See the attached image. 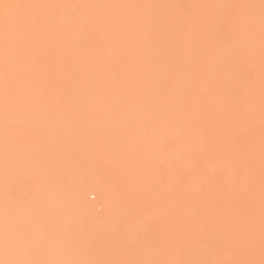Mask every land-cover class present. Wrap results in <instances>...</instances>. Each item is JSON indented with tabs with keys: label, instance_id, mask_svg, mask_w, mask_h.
<instances>
[{
	"label": "bare ground",
	"instance_id": "obj_1",
	"mask_svg": "<svg viewBox=\"0 0 264 264\" xmlns=\"http://www.w3.org/2000/svg\"><path fill=\"white\" fill-rule=\"evenodd\" d=\"M11 1L12 4H19L22 5V7L19 8L12 7L10 9V22H6L5 24L2 22V25L4 24L3 25L4 27L2 25L0 26V28L1 27L3 28V29L1 28L2 30H0V98H2L1 96L3 94H7V93L27 95L35 92H41L43 94L44 92H53V91L56 92L64 91L70 93L71 92L72 93L73 92H79V93L105 92L106 93V92L121 91L125 93L140 92L147 94L151 92H160V93L164 92L165 95L171 93L173 99H171L170 101L171 103H173L172 101H174V108H173L174 110L172 109L174 112L172 114L174 116H172L173 120L172 122H170L171 123L170 128L169 125L166 126L167 128L165 127V129H168L169 135L168 133L165 132L166 130L164 131L161 128L162 126L160 127V123L162 122V119L161 122L158 121L159 128H161L160 131L162 132V133L160 132L162 134L160 136L162 141H163L162 136L164 137V141L161 142L162 146H164V144H166L167 142L169 144V141L172 144L171 147H168L170 149L172 148L170 161L167 162L165 160L168 164L170 162L171 163L168 165L169 166L168 168V166L165 165L166 164L165 161L163 160L164 165L168 169V172L165 173V176L162 173L163 177L159 184L160 186L159 188H161V190L159 188L158 189L160 190V192L161 191L163 192L161 193L164 194V196L167 195V200L166 199L164 200H166L169 204L174 202L177 206L175 205L176 209H172V207H170L171 208L170 210L169 204L166 202L165 204L167 206L164 205L162 209L167 207L169 210L165 208L168 211L165 210L164 211L165 214L160 213V216L162 214L161 218L166 219V216L167 217L170 216V218L165 220V222L171 220V222L170 221L169 222L172 224L173 228L171 227V225L169 226V222L166 223V225H168L170 230L173 229L174 232L172 233H174L175 236L180 237L178 240L179 242L181 240L182 235L183 236L190 234L207 235L208 232H210L208 234L209 236L208 235L206 237L202 236L203 237V238L201 237L202 240H207L206 238L208 237V240L211 239L215 243L216 242L224 243L225 245L223 244L224 246L222 247V249L225 248L224 251L228 249L227 250L228 252L229 250H231L230 254H233L231 255L232 257L231 258L229 253L225 251V253L228 254V255L226 254V256L227 257L229 256L228 258L230 260L231 259L234 260L235 258L233 259V257L237 258V256H240V253L243 255L244 252L243 250H241V248L242 246H245V244L241 245L233 242L234 241L233 236H235L234 234H236L237 232L235 231L236 229L233 228L232 226L239 228L242 226L245 228V229L243 228L244 230H246V228L247 230L249 229L250 233L252 234L255 232L253 235L255 237L254 240L256 241H258L261 238L260 237L261 232H259L260 236L258 233V231L261 230V221L259 222L260 224L258 226L257 224L258 220L256 219L257 217L261 219V216L257 215L259 214V212H261V207H259L258 209L257 204H256L257 207L256 208L254 205H252L253 203L252 204L250 202L247 203L248 200H246L245 205H241L242 207H240L241 210L245 211V208L249 209L248 206H252L250 207L251 212L245 211L249 213V215H251L247 217L246 216L247 213H245V216L247 217L246 218V217H242L244 216L243 214L244 212H242V215H240L241 213H238L239 211L237 212V208L238 210L240 209L239 207H237L235 203L227 204L226 201L224 202L223 200H219V204L221 203V205L222 204L225 205L224 208H219L218 205L216 206V203L213 199V198L223 199L227 195H232L231 199L233 197L235 199V196H237L239 193L242 194L240 196H244L247 190L251 189L248 192L250 191L252 192L253 188H255V190L258 189L256 187L257 184L261 185L260 184L261 182L259 183L260 177L259 175H256L259 172L258 171L259 169L261 171V166H258L260 167L259 169L258 167L256 168L257 163L258 165H261V163L258 162L259 160H261V158L260 159L258 158L259 156H261V150L259 151V156L256 157L257 156L256 153H258V149L261 148L260 147L261 145L257 146L259 145L256 144L258 143V141L256 142L255 139L252 138L255 141L256 146L255 145L251 146V144L254 142L251 139L247 138L248 140L251 141L247 140L246 143L251 142V144H247L246 148H244L246 145L242 146L243 151L242 153H240L241 154L240 156L238 155L239 157L241 156L244 157L238 158L237 156L238 159L237 158L235 159L233 157L235 156L237 151L236 146L238 145L237 146L238 149H240L241 147L239 145L240 144L239 141L238 143H236L237 144L236 146L235 144H233L235 142L231 141V139H236L239 136L238 134H236L237 132H239V134L241 133L240 134L241 140L239 139V137L236 140H240L242 142V140L245 139L242 136L245 135L246 132L243 133V131L241 132L240 130L251 126L250 123H256V126L259 125V127L261 128V125L258 124L259 122H261V103H260L261 98L259 97L261 96L260 0H243L239 3V7L238 5L235 4L236 8L238 7V10L235 11L237 13L235 20L231 18L232 12L229 14L230 16L228 15V13L224 12L225 15L227 14L228 18L226 17L227 21L225 22V24L223 26L219 25V27L220 28L222 27V29L226 30L227 32L226 37L229 36V40L227 38L225 40L228 41L227 43L225 42V45H222L223 42L222 44H220L221 42H219L217 36L218 23L220 22L219 17L221 16V15L219 16L220 11L218 10L220 9L219 7L222 5L227 6L225 4L226 3L225 0H189L188 2H186L187 0H185L187 4H183L185 3L183 0H181L182 2H178L177 0H136V1L135 0H11ZM226 1L228 2V0ZM232 16L234 17V15ZM4 18H6V16ZM17 18H19L20 21L19 23H17ZM226 18L223 19L225 20ZM232 21H235V23H233ZM8 26L9 27L11 26L10 34H8L9 32L8 29L4 30V28H7ZM166 29H168V31ZM219 36H223V35H219ZM228 57L237 58L239 60L240 67L242 68V65L244 66L242 69H246L245 66H247V69L250 66L252 67L257 66L258 68L257 67L256 68L258 70L255 67L253 68L255 71L260 72V74L258 72L259 78L257 79V73L255 72L256 77L254 78L256 79V81L253 84H251V82L249 83L246 79L247 77L249 78V75H247V77L244 78L245 76L244 74H246L245 70H243L244 74L242 73L240 75L239 71L235 70L233 65L228 63L227 60ZM34 58L38 60V63H34ZM50 67L54 69V71H50ZM252 67L250 68L252 69ZM247 69L246 72L251 71V70L247 71ZM251 73L252 72H250V76ZM252 76H254V74H252ZM254 78L252 77L253 81L255 80ZM53 79L55 80L54 87L52 86ZM232 80H234L233 81L234 83L236 82L235 86H233L234 83L232 84ZM235 92H238V95L239 93L242 95L239 96L240 102L237 101L239 97H237V100L235 99L236 97L235 95L237 94V93L235 94ZM15 98L6 99L4 101L6 107L5 112L6 111L9 112V109L10 110L13 109V107L10 108L11 104L25 105L31 99L30 98L29 100H27L22 98L21 99L20 98L15 99ZM258 98H260V100ZM30 101L32 102L33 100ZM239 112L243 115L242 118H239V120L236 118L237 121H235V123L234 120L233 122H231L233 124H230L231 120L229 121V124L226 123V120H224L225 117H231V116L234 117ZM241 114L237 116H241ZM9 115L10 114L6 113V121H5L6 126L3 131L4 148H5L4 150L6 155V160L4 164L5 165V170H4L5 195L3 199L4 200L3 215H4L5 227H4L3 235L2 234H1L2 236L0 235V261L2 260L74 261L72 260V258H68L64 255L68 253L67 251L69 249L70 251L73 250L72 251L73 253L75 252L77 253L78 249H76L75 251V248L71 249V247H68L67 250V248L63 247L66 245V243L69 244L68 242H66V240L64 244L61 243V241H64L63 237L61 238V236L64 235H59L60 230H57L58 231L57 232L54 231L55 228L52 229L51 227H49L52 223H57V222L64 223V225H66L65 222H68L69 218L71 219L72 217L73 219L71 220V223L75 225L76 228L79 226L76 225L75 223H80L79 222L81 221L80 218L82 219L83 223L81 222V225L84 228H82L81 226L79 229L82 231H78V233L79 232L82 233L84 231L83 229H85V225L87 224V222L88 223L90 222L89 224H87V228L88 226L90 227V224L93 226L90 227V232H88L89 230L85 229L86 232L84 233L86 234L82 233V235L84 234L83 237H85L86 235L89 237L91 236L90 238L95 237L94 238L95 240L98 239V235L100 232L101 233H103V231L104 233L108 232L107 230L105 231V229L111 228L109 229V231H111L113 229L112 227H114V224L123 223L122 225L125 226L126 224L127 226L129 224L127 222L129 221L131 222L132 225L134 222H136L135 219H137V217L136 214L134 217V212L136 213L138 212V210L132 212V209L134 208V205L132 204L133 201L131 202L126 201L127 198L130 197L131 199L133 198L131 196L132 190L126 192L122 191L125 194L122 197L126 196V200L124 198L126 202L124 201V203L118 204L117 201L116 202L114 201L113 204H110V205H114L115 203L114 208H111L106 203L107 206L106 205L104 206L105 209L104 214H102V216L99 214L100 216L97 217V213L96 214L93 213V211L95 210L94 209L92 210L93 207L91 208L92 204L91 205L90 203L82 204L76 197L74 196L70 197L67 194L65 190V185L67 184L68 181H66L65 178H61V179H65L66 182L63 181L65 184L61 182L62 180L59 181L61 185H64L63 187L60 186V184H58L59 186L57 185V187H62L63 189L59 190L60 188L58 189L55 186V184H53L55 182L53 181L55 180L54 172H56V175L58 173V177L62 176V172L64 171L68 173L67 171L69 169L68 164L69 162L72 163L71 161L72 158L74 157L73 153L78 152V150L76 149L77 151L72 152L73 157L71 156L70 146L72 144L71 142L72 140L70 141L71 143L69 146L68 144L69 140L67 139L68 140L67 146H69V152H70L68 154L67 146H66L67 148L66 150V148H64L65 146L63 145L66 142L65 137H64L65 142L61 140L56 143L55 139L57 140L59 139L55 138L56 134L55 135L53 134L55 132L50 130L52 129V126L55 124V120L47 121L48 119L47 118L45 120L46 122L42 123L45 126L49 125L51 128L48 129L53 133L44 132L45 128L43 125H41L42 130L44 128V130L41 132L43 136L39 131L38 132L40 134L36 133L38 134V136H42L43 138H46V140L42 139L40 140L41 142L38 141L40 143L37 142V144L34 145L31 144L29 145L28 143L29 141H28L27 142L28 145H27V143H24L23 140L20 139V138L27 139L28 138L27 134L26 136L22 135V133H20L21 130L19 129V127L23 128V126H29L30 124H34V126L35 125L38 126L39 122L32 123L33 120L26 121V120L18 119V115L17 118L15 117L16 115L13 116L12 115L9 116ZM52 118L54 119V117ZM60 120L61 119L57 120L56 122ZM12 123L17 124V126L15 125L16 127H13ZM164 124L165 121L164 123L162 122L161 124L163 125V128H164ZM68 126L70 128L71 124L69 125L68 123ZM72 126L75 127L74 125ZM117 127L119 129V126ZM250 128L253 130L251 126L247 128L248 131ZM56 129H57L56 133L59 130V134H58L59 137L60 130L62 131L63 129H61L60 127L59 129L56 127ZM251 129L250 132H252ZM77 131L78 130H76V132ZM253 131L254 132L252 133L248 132V134H251L252 137L255 134L254 137H257L256 136L257 130L255 129ZM259 131H261V129ZM68 132L67 133L65 132L63 134H65L66 136ZM73 133L74 132H71V134L69 133V136L66 137L68 138L71 137ZM79 133L81 136L86 134V132H84V134L82 135L83 131L82 133L81 131ZM233 133L235 138L234 137L232 138L231 136ZM63 134L61 133V136H64ZM165 134L168 136L166 137ZM21 135L22 137H20ZM258 135L261 136L260 134ZM77 136L78 133H76L75 136L76 139L79 137ZM35 139L37 138H34V140ZM76 139L74 140L75 142H77L78 140L77 142L78 144L81 142L85 143L84 139H88V138L82 139L84 141H79L80 139L77 140ZM60 142L61 143L64 142L62 144L63 148L61 147V149L58 148L57 145ZM61 143L59 146H61ZM118 145H120V143H118ZM216 145H217V149H216ZM55 146L57 147L56 149ZM75 146L76 144L75 145L72 144V147ZM248 146L250 151H247ZM219 147L221 148L218 149ZM251 148L253 154L256 156L250 153ZM58 149L59 151H62L61 152L62 154H60L59 151H57ZM78 149H81L80 146L78 147ZM127 149L129 150V148ZM28 151H32V152L34 151L35 156L30 157L28 155L29 158L26 156L28 158L26 159L24 156L27 154L26 152ZM84 151H86L85 147H84ZM65 152H67V156H65L66 154ZM237 152L239 153V151ZM248 152L253 156V158L250 157L251 155ZM57 153L60 154L61 158L66 157L64 161L68 159L69 162L66 160L68 163L65 164L63 163L64 161L62 162L59 161L63 159H61L59 154ZM132 153L134 155L133 150ZM50 154L51 155L53 154L52 155L53 159L55 158L56 162H54L53 160H49L51 158ZM56 155L58 156L59 159L57 158ZM68 156H70L71 158ZM231 157L233 162L232 161L226 162L228 159L231 160L230 159ZM248 157L250 160L252 159L254 161L257 158V160L254 162L255 166L253 165L252 163L253 161L251 160L252 163L251 171H249V173L252 174L254 173L252 169V165L253 168L257 170V173L255 172L253 174L254 176H256L255 178H257L258 176V180L256 181L257 184L255 187L253 186V184H255V182L253 183L255 178L253 177L252 174L249 175L247 173L248 168H246V162L249 160ZM76 158H73L74 159L73 162H77ZM246 159L248 160L245 161ZM52 161L54 163H57L58 161L59 163H57V166L58 164L63 163L60 164V166L62 165L64 171L59 172V170L62 169L60 167H57L58 171H55L56 164L54 165ZM161 163L163 162L161 161ZM52 164L54 165L53 169L55 168L54 172L52 171L51 168L53 166ZM160 164L159 166H161ZM72 165L69 164L71 168ZM146 165L148 166L149 163H146ZM47 166H50L49 168L51 169L53 174L52 172L49 173ZM65 167H67L66 170ZM118 168L115 169L117 171L115 172L114 170V172L115 173L118 172V176L117 175L116 176L120 177L123 173H120L119 172L120 170ZM9 169H11V172H9ZM30 170H36L38 172L39 180L36 182V185L37 184L38 185L33 187L36 188V190L32 188L34 192L30 191L31 194L28 196H21L20 193L19 196L18 193L17 195L12 193L14 191L13 190L14 187H19L17 186V184L21 186V184L18 183L19 180L20 181L22 180L20 179V177L22 178L26 174L30 175L29 173ZM168 175H170L169 180H167ZM218 175L220 177H223V179H225L224 181L226 182V184L223 185L222 182L221 184L218 183L217 180L215 181V179L218 180L221 179V178L219 179ZM248 177L250 178L249 180ZM121 178L119 179L122 181ZM127 178L128 177H126V179ZM69 179H70V174H69ZM33 180L36 181V179L34 178ZM22 181L21 183H23ZM121 181L120 183L123 182ZM168 181H170V183ZM214 181L216 184H220L224 186V188L218 187L219 189H216L215 187H213ZM156 183L158 182L156 181L155 185ZM118 184L117 186L119 187ZM124 184L122 183L123 187ZM127 184L125 187H127ZM249 184L253 188L248 186ZM13 185L16 186L13 187ZM32 185H34V183ZM152 185L154 184L152 183ZM149 186L150 185L147 184V187ZM204 186L208 187L207 188L208 191L204 192L201 189V187ZM115 187L116 186H114V188ZM118 187L114 189L115 190L114 192L118 193L116 194V197L120 198L119 196L121 190L119 193L118 190L120 188ZM29 188H31V186H29ZM128 188H124V189L122 188V189L128 190ZM137 188H135V190ZM199 188L203 191V194L198 192L200 191ZM259 188L260 189H258L259 190L258 194L256 195L253 194V197L254 196L259 197V194L261 195L260 192L261 186H259ZM28 190L29 189H27V191ZM241 190L244 191V194L242 193ZM20 191L22 192L21 189ZM167 192L170 193L169 196ZM133 194L135 195V193ZM155 194L159 195L157 191ZM139 196L137 197V200L138 198L140 199ZM256 197L254 198L256 199ZM101 198L103 200L105 199L103 196H100V200ZM110 198L112 197H109V199ZM118 198L114 197L113 199L115 200ZM113 199H111V201ZM217 199L215 200L217 201ZM234 199L232 200L234 201ZM137 200H135L134 202L138 203ZM159 201H161L160 198ZM241 201L244 202V200L242 199ZM241 201L240 203H242ZM103 203H105V201H103ZM224 203H226L229 206H226V204ZM138 204L139 207L138 206L137 207L140 208L141 207L140 202ZM221 205L219 206L222 207L223 205L222 206ZM246 205L248 206L246 207ZM258 206H261V204ZM252 208L256 210V211L254 210L256 213L255 217L254 216L252 217L254 212ZM162 209L160 207L159 211L160 210L162 211ZM230 210L231 211L233 210V212H230ZM170 211H172V214ZM223 211H227V214L230 213L231 216L227 215L225 212L224 215ZM0 212H1V208H0ZM220 213L223 214L224 216L223 217L222 215L220 216ZM218 214H219L218 216L219 218L216 219L217 218L216 215ZM66 215L68 217L67 221H66L67 219ZM93 215L96 217H94ZM74 216H76L77 220L79 221H75L76 218H74ZM78 216L81 217L78 219ZM85 216L88 217L85 218ZM214 216L216 218H214ZM225 216H229V217H225ZM82 217H84L85 220L88 219L89 220L86 221L85 223V221L83 220L84 218ZM133 217L135 219H132ZM212 217L215 220L211 219ZM230 217L231 220L229 222L228 220ZM240 217L244 219L246 218L245 221L244 219H242L244 221L242 222V224L240 223L242 221V220L240 221L241 219ZM222 218L223 219L227 218L225 219L226 223L224 225L221 224L223 223L222 221H224L222 220ZM131 219L134 221H131ZM139 219L142 220V218L140 217ZM209 219L211 220V222L209 223L210 225L212 221H213L212 225L215 222L217 223V224L215 223V225H217L216 227L215 225L213 226L211 225L212 228L214 229L216 228L214 232L213 229L210 228L212 230V233L209 228L205 230L206 227L205 225L209 222L208 221ZM73 220L75 221V223H73ZM235 222H237L236 225L235 224L231 225L232 223ZM68 225L70 224L68 223ZM94 225L97 227V230L101 229L99 230V233H97L98 234L97 237L94 233H91L93 229L94 231L96 229ZM219 225L221 226L218 227ZM23 228L25 229L24 231ZM133 228L135 229L137 227L135 226ZM71 230L72 229L70 228L69 230L70 234H71ZM64 231L66 232L67 229L65 230L64 228ZM64 231L62 230L61 232ZM237 231L240 233L242 232L240 230ZM113 232L116 231L113 229L112 233ZM244 232L246 233L247 231ZM87 233L89 234L91 233V234L88 235ZM105 235L107 237L109 236L106 233ZM245 235H249V233ZM68 236L70 239V235ZM71 236L73 240L76 242L77 241L75 240L76 237L74 238L73 235ZM75 236H77V234ZM237 236L239 237V235ZM237 236H235L236 240H237ZM257 236H259V238ZM19 237L21 240L19 239ZM77 237H78L77 239H79V236ZM197 237L196 239H198ZM243 238H245L244 235ZM243 238H241V240ZM87 239L89 240V238L86 237V240L84 241L82 240L83 242H81V240L79 239L80 241L78 240L79 242H77L78 245L80 246L81 243L83 245L85 241H87L85 243L87 246H88L87 243H90L91 245L96 242L95 241L94 243H91ZM174 239H176V237ZM250 239L252 240L253 238ZM100 240L101 241L99 242L102 244L103 239ZM238 240H240V238H238ZM241 240L239 241V243H241ZM254 240H252L253 244H254ZM174 242L175 244L177 243L176 241ZM226 242L229 243V245ZM18 243L23 246L21 252L17 247ZM187 243L188 244L185 243L186 245L182 243V245L184 244L185 246H187V247L185 246L182 247L185 248L182 249L184 253H188V254L198 253L195 252V248H196V245L194 244L195 242L190 243L188 239ZM231 243L232 245H230ZM177 244L175 246V252L179 253ZM236 244L237 246L240 245V247L238 248L239 250H237L239 255L237 253L236 254L234 253L237 252L236 250H234L235 248L237 249ZM255 244L256 246L260 245L259 242H256ZM255 244L254 246H252V244L250 245V247L251 248L253 247V249L255 247L254 250L258 248V246L257 247L255 246ZM86 245H84V247H86ZM205 245L206 244L203 245L205 252L207 250L209 251L208 252L209 254L210 252H213L212 250L214 249L211 248L205 249ZM226 245L228 246V248ZM233 245L235 246L232 249ZM208 246L209 245H207L206 247ZM229 246L232 247L229 249ZM101 247H103L102 248L104 250L103 252H106L105 250L108 249V248L105 249L103 245ZM203 247L201 248L202 251H203ZM245 247H247L245 251L249 250V247L247 245ZM81 248L83 249V247ZM91 248L90 246L87 247V249H89L88 250L89 252H91L92 250ZM97 248L101 250L100 247ZM217 249L219 248H216V250ZM93 250L95 251L96 256L92 253ZM93 250L90 253V255L93 254L94 257H97V251L95 249ZM182 250L180 251L182 252ZM252 250L250 249L249 251ZM261 252H259V256L262 255ZM215 253L216 252H214V254ZM223 254L224 253H221V255L218 254V256L220 255L223 258L222 256ZM77 255H79L81 258H86L84 256L82 257L80 254H75L76 256L75 259L78 258ZM93 255H91L90 258ZM102 255H104V253Z\"/></svg>",
	"mask_w": 264,
	"mask_h": 264
},
{
	"label": "rangeland",
	"instance_id": "obj_2",
	"mask_svg": "<svg viewBox=\"0 0 264 264\" xmlns=\"http://www.w3.org/2000/svg\"><path fill=\"white\" fill-rule=\"evenodd\" d=\"M136 1V0H135ZM178 2H182L181 0L179 1V0H177ZM184 2H185V0H183ZM189 0H187L186 2H188ZM231 1V2H230ZM228 0V2L225 0V4L227 5V6H220L219 8V10L218 11H220L221 12V14H220V12H219V23H218V28H217V36H218V40H219V42H221L220 44H222V42H223V44L222 45H225V40H226V38L229 40V36L228 37H226L227 35V32H226V30H224V29H222V27L220 28L219 27V25L221 26H223L224 24H225V22L227 21V18H228V16H227V14L225 15V13H228V15L231 13V18L233 19V20H235L236 19V15H237V13L235 12V11H237L238 10V7H239V3L241 2V1H243V0ZM233 1H234V3H233ZM239 1V2H238ZM5 2H6V4H12V1L11 0H0V4H5ZM183 3V4H187V3ZM238 2V3H237ZM227 3H229V4H227ZM234 4V5H233ZM235 4L236 5H238V7L236 8V6H235ZM231 6V7H230ZM227 7V8H226ZM10 9L11 8H7V9H5V8H3V7H0V26L2 25V22L5 24L6 22H10ZM229 11V12H228ZM222 12H223V14H222ZM225 12V13H224ZM232 15H234V17L232 16ZM6 16V18H4ZM8 16H9V18H8ZM230 16V15H229ZM227 17V18H226ZM223 18H226L225 20L223 19ZM7 19H8V21H7ZM233 23H235V21H232ZM3 24V25H4ZM2 25V26H3ZM4 27V26H3ZM9 27V26H8ZM4 28V30H9V32H8V34H10V27L9 28ZM2 28V27H1ZM0 28V30H2ZM167 31H168V29H166ZM220 31V32H219ZM165 32V31H164ZM222 32V33H221ZM223 32H224V34H223ZM219 33V34H218ZM221 33V34H220ZM219 35H223V36H219ZM223 37H224V39H223ZM222 39V40H221ZM228 42V41H227ZM226 42V43H227ZM239 66H240V64H239ZM244 66L242 65V68H243ZM250 67H252V66H250ZM250 67H248V69H247V66H245V68L247 69V71L248 70H251L250 72H252L251 73V76H250V72L248 71V72H246V69H242L241 67H240V69H242V71L240 72L239 71V74L241 75L244 71L243 70H245V73L246 74H244L245 76H244V78H246L247 77V75H249V78L247 77L246 79H247V81L250 83L251 82V84H253L255 81H256V79L254 78V77H256V73H257V79L259 78L258 76H259V74H260V72L259 71H255L254 70V68L253 67H255V66H253L252 67V69L250 68ZM257 67V66H256ZM255 67V68H256ZM258 68V67H257ZM256 68V69H257ZM254 72H253V71ZM258 70V69H257ZM256 72V73H255ZM258 72H259V74H258ZM249 73V74H248ZM252 74H254V76H252ZM243 77V76H242ZM252 77L255 79L254 81L252 80ZM248 79H251V80H248ZM234 80H232V84L234 83L233 82ZM236 83V82H235ZM235 83H234V85L233 86H235ZM238 83V82H237ZM231 84V85H232ZM230 85V86H231ZM237 86V85H236ZM231 88V87H230ZM232 88H234V87H232ZM236 88V87H235ZM37 93H39V94H37ZM46 93V94H45ZM166 93V92H165ZM237 93V94H236ZM235 99L237 100V97H239V96H242L240 93H239V95H238V92H235ZM4 95V96H3ZM1 97L2 98H0V136H1V138H0V208H1V212H0V235L2 234L3 235V231H4V211H3V205H4V193H5V184H4V174H5V172H4V170H5V160H6V155H5V148H4V128H5V126H6V113L7 114H10V115H16L15 117L17 118V115H18V119H22V120H26V121H32V123H38L39 122V124H38V126L37 125H35L34 126V124H30L29 126H31V127H29V126H23V128H20L19 127V129L21 130L20 131V133H22V135H24V136H26V134H27V139L25 138V139H22V138H20L21 140H23V142L24 143H27L28 141V143H29V145L31 144V145H34V144H37V142L38 141H40V140H42V139H45L46 140V138H43L42 136V131L44 130V128H45V131L44 132H46V133H49V132H55V133H53L54 135L56 134V136H55V138H58L59 140H57V139H55V141H56V143L57 142H59V141H61V140H63L64 142H65V140H66V142L63 144V143H61V146H59L60 145V143H58L57 145H58V148H60L61 149V147H62V144L65 146L64 148H66V146H67V142H68V140H69V142H68V144H69V146H70V143L72 142V144L73 145H75L76 144V148L75 147H72V144H71V146H70V152H71V156L73 157V155H74V157L73 158H76L77 160L79 159V160H83L85 157H87V158H89V159H95V158H97V157H103V158H105L113 167H115V168H113V170H115V169H117L118 167V169L120 170L119 172L120 173H123L121 176H122V178H121V176L120 177H117V183H115V185L114 186H116V187H118L117 186V184L118 183H120V179L119 178H121L122 179V183L124 184V182H125V184H124V187H123V185H122V183H120V184H118L119 185V187L118 188H120L119 190H118V192L120 193V190H121V193H120V198H118V197H116V194H118V193H116V192H114L115 194H114V196L112 197V198H108V199H102L101 198V200H100V197H98L94 202H93V200H92V198H93V196H96L97 195V193H95V192H91V191H89L88 193H87V196H86V200L87 201H89V202H91L90 203V205H91V208H92V210L94 209L95 211H93V213H97V217H99L100 215L102 216V214H104V211H105V209H104V206L106 205V203H107V205L108 206H110L111 208H114L115 206V203H114V205H110V204H113V202L115 201H117V203L118 204H121V196H124L125 194L123 193V192H126V191H129V190H132L131 191V196L133 197L132 199H134V200H132L131 199V197L130 198H127V200H126V196L125 197H122L123 198V203H124V201L126 200V201H129V202H131V201H133L132 202V204L134 205V208L132 209V212L133 211H137L138 210V212H134V217H135V214H136V217H137V219H135L134 217L132 218V219H135L136 220V222H132L133 223V225L131 224V222L129 221V222H127V223H129L127 226H126V224H125V226L124 225H122L123 223H121V224H114V227H112L116 232H113L112 233V230L111 231H109V229H111V228H108V229H105V231L107 230L108 232H105L106 234H108L109 236L107 237L106 235H105V233H104V231H103V229H102V231H103V233H99V230H101V229H99V230H97V227L95 226V231H94V229L91 231V233H94L95 235H96V237H97V233H99V235H98V239L97 240H95L93 237L92 238H90L89 236H85V237H83V235L84 234H86V233H84V232H86L85 231V229H87V230H89L88 232H90V227L92 226L91 224H90V227L88 226V228H87V224H89L88 222H87V224L85 225V229H83L84 231L82 232V233H84L83 235H82V233L81 232H79L78 233V231H82V230H80L79 228L82 226L81 225V222H82V219L78 216V219L80 218V220L81 221H79V220H77V218H76V216H74V218H76L75 219V221H79L80 223H75V221L73 220V223H75L76 225H78L79 227H75V225H73L72 223H71V220L73 219V217L70 219L69 218V220H68V217H67V215H66V217H67V219H66V217H65V219H66V221L68 220V222H65V224L66 225H64V223H52L49 227H51L52 229L53 228H55L54 229V231H57V230H60V232H59V235H64V236H61V238L63 237V239H64V241H61V243H63L64 244V242H65V240H66V242H68L69 244H67L66 243V245L65 246H63V244H62V246L63 247H65V248H67V250H68V247H71V249H74L75 248V251H76V249H78V251H77V253L75 252V253H73L72 251L73 250H71L70 251V249L67 251L68 253L66 254V255H64V256H66V257H68V258H72V260H83V261H92V262H94V260H95V262L96 261H100V260H102V261H134V262H143V261H191V260H221V253H224L222 256H223V258H222V260H230L227 256H226V254L227 253H229V255H230V257H231V255H233V254H230V252H231V250H229V252L227 251V250H225V251H227V253H225V251H224V249L225 248H223L222 249V247L225 245L224 243H222V242H213L211 239H209L208 240V237L206 238L207 240H202V238L205 236H207L210 232H208V234L207 235H195V234H190V235H186V236H181V240H180V242L178 241L179 240V236L177 237V236H175V234L174 233H172V232H174L173 231V229L172 230H170V228L168 227V225H166V223H168L169 221L171 222V220H168V222H165V220H167L168 218H170V216H166V219L165 218H161L162 217V214L164 213V211L166 210V209H168L167 207H165L164 209H162L163 208V206L164 205H166L165 203L167 202L166 200H167V195L166 196H164V194H162L161 192H160V190H161V188H159L160 186H159V184H160V182H161V180H162V177H163V175H162V173L164 174V176H165V173L166 172H168V169H167V167L165 166V165H169L167 162H169L170 161V155H171V152H172V148L170 149V148H168V147H171L172 146V144H171V142L169 141V144H168V142L166 143V144H164V146H162V144H161V142H163L164 141V137L162 136V139H163V141L161 140V131H160V129L162 128L166 133H168V135H169V132H168V129H165V127L166 126H168L169 125V128H170V126H171V123L170 122H172V120H173V118H172V116H174L172 113H174L173 112V108H174V101H172L173 103H171V99H173V96H171L172 94L171 93H169L168 95L166 94H164V92H151V93H149V94H147V93H133V92H131V93H129V92H127V93H125V92H121V91H115V92H100V93H79V92H64V91H53V92H44L43 94L41 93V92H35V93H30V94H12V93H7V94H3ZM11 96V97H10ZM168 96V97H167ZM8 97V98H7ZM17 98V99H27V100H29L30 98V100H33L32 102L29 100L28 101V103L27 104H25V105H13V104H11V107L10 108H12L13 107V109H9V112H5V110H6V107H5V100L6 99H12V98ZM260 98H261V96H259ZM15 98V99H16ZM150 98V99H149ZM260 98H258L259 100H260ZM166 99V100H165ZM35 100V101H34ZM149 100V101H148ZM241 100H242V98H241ZM168 101V102H167ZM238 102H240V97H239V99L237 100ZM29 102H31V103H29ZM159 102V103H158ZM260 102V101H259ZM156 103V104H155ZM158 103V104H157ZM161 103V104H160ZM261 103V102H260ZM159 105V106H158ZM166 107H165V106ZM172 105V106H171ZM158 106V107H157ZM163 107V108H162ZM170 107H172V108H170ZM1 108H3V109H1ZM173 109V110H172ZM4 110V111H3ZM161 110V111H160ZM168 110H171V111H168ZM11 111V112H10ZM165 111V112H164ZM164 112V113H163ZM171 112V113H170ZM162 114V115H161ZM241 113L239 112V113H237L234 117L233 116H231V117H225L224 118V120H226V123L227 124H229V121H230V124H233V123H231V122H233V120H234V123H235V121H237V119L239 120V118H242V114H241V116H237V115H240ZM5 115V116H4ZM9 115V116H10ZM161 116V117H160ZM52 117H54V119L52 118ZM164 117H166V118H164ZM5 118V119H4ZM45 118V119H44ZM48 118V119H47ZM57 118V119H56ZM73 118V119H72ZM170 118H172V119H170ZM230 118V119H229ZM237 118V119H236ZM17 119V120H18ZM47 119V121H54L55 120V124L52 126V129H50L51 127L48 125V126H45V125H43L42 123H44V122H46L45 120ZM59 119H61L60 121H58V122H56L57 120H59ZM67 119V120H66ZM75 119V120H74ZM160 119V120H159ZM161 119H162V122L164 123V121H165V124H164V128H163V125H161L162 124V122H161ZM166 120H168V121H166ZM171 120V121H170ZM158 121H160L161 123H160V127L161 128H159V125H158ZM170 123V124H167V123ZM61 123V124H60ZM68 123H69V125L71 124V126H70V128H71V130H70V128H69V126H68ZM49 124V123H48ZM112 124H114L116 127L117 126H119V129H118V127L116 128L114 125H112ZM167 124V125H166ZM251 124V126H252V128H253V130H257L256 132L258 133V134H260L261 135V131H259L261 128L259 127V125H257L256 126V123H250ZM258 124H260L261 125V122H259ZM12 125H13V127H16L17 126V124H13L12 123ZM16 125V126H15ZM41 125H43L44 126V128H43V130H42V128H41ZM51 125V124H50ZM66 125H67V128H69V129H67L66 128ZM72 125H74L75 127H73ZM108 127H107V126ZM112 125V126H111ZM122 125V126H121ZM65 126V127H64ZM251 126H249V127H251ZM255 126V127H254ZM56 127L59 129V127L61 128V129H63L66 133L68 132V130H69V132H68V134H66V136H69V133L71 134V132H74L73 134L76 136V133H78V138L77 139H80L79 141H84L85 140V143L84 142H81V143H78L77 144V142H78V140L76 139V137L72 134L71 135V137H66L65 136V134H63V133H65L63 130L61 131L60 130V138H63V139H60L59 137H58V134H59V130H58V132L56 133ZM109 127H110V129H109ZM112 127V128H111ZM249 127H247V128H249ZM50 130H52V131H50ZM53 128H55V129H53ZM75 128V129H74ZM114 128V129H113ZM167 128V127H166ZM247 128H244V129H242V130H240L241 132L243 131V133L244 132H246L245 133V135H243L242 137H244L245 139H243L242 140V142L240 141L241 139H240V134H239V132H237L236 134H238L239 136V139L240 140H236V139H238V137L236 138V139H231V141L232 142H235V143H233V144H235V146L237 145L236 143H238V141H239V145H240V149H238V145L236 146V150L237 151H239V153L236 151V154H235V156L233 157V158H237V156L239 155H241L240 153H242V149H243V147L242 146H245L244 148H246L247 147V144H251V142L250 143H246L247 142V140L248 139H251L254 143H252L251 144V146H256V144H259V145H257V146H260L261 145V141H259V140H261V136H259L257 133H256V136L259 138H257V137H254V135H253V137L251 136V134H248V132L249 133H252V132H254L251 128V130H252V132H250V129H249V131H248V129ZM258 128H259V130H258ZM116 129H118V130H116ZM247 129V130H246ZM76 130H78L77 132H76ZM111 130V131H110ZM115 130H116V133H115ZM23 131V132H22ZM41 133V135L42 136H38V134H40L39 132ZM71 131V132H70ZM81 131V133H82V131H83V133H82V135L84 134V132H86V134H84L83 136H81L80 135V132ZM160 133H158V132ZM260 132V133H259ZM36 133H38V134H36ZM61 133L64 135V136H61ZM242 133V134H243ZM248 134V135H247ZM22 135L20 136V137H22ZM157 135H158V137H157ZM166 135V134H165ZM168 135H166V137L168 136ZM88 136V137H87ZM232 136V138L234 137V133L231 135ZM29 137H30V140H29ZM66 139H65V138ZM76 139L77 140V142H75V140L73 139ZM81 137V138H80ZM34 138H37V139H39V140H37V139H35L34 140ZM84 138H88V139H84ZM235 138V137H234ZM248 138V139H247ZM252 138H254L255 139V141L257 142L258 141V143H256L255 144V141L252 139ZM65 139V140H64ZM68 139V140H67ZM82 139H84V140H82ZM32 140V141H31ZM34 140V141H33ZM72 140V141H71ZM155 140V141H154ZM251 140H248V141H251ZM71 141V142H70ZM87 141H88V143H87ZM41 142V141H40ZM40 142H38V143H40ZM74 142V143H73ZM117 144H116V143ZM28 143H27V145H28ZM91 143V144H90ZM118 143H120V145H118ZM155 143V144H154ZM159 143V144H158ZM243 145H242V144ZM246 143V144H245ZM79 144H81V145H79ZM86 144V145H85ZM90 144V145H89ZM125 144V145H124ZM56 145V144H55ZM56 145V146H57ZM105 145H107V146H105ZM123 145V146H122ZM127 145V146H126ZM170 145V146H169ZM218 145V144H217ZM217 145H216V149H217ZM55 146V149L57 148ZM69 146H67V148H68V154L70 153L69 152ZM80 146V148L81 149H78V147ZM89 146H90V148H89ZM127 147V148H129V150L127 149V148H125V147ZM219 146V145H218ZM220 146H222V145H220ZM250 146V147H251ZM71 147H72V149H71ZM84 147H85V149H86V151H84ZM109 147V148H108ZM111 147V148H110ZM261 147V146H260ZM63 148V147H62ZM67 148H66V150H67ZM221 147H219L218 149H220ZM78 150V152H76V153H73V155H72V152H75V151H77ZM83 149V150H82ZM169 149V150H168ZM248 150L247 151H250L249 150V146H248V148H247ZM80 150V151H79ZM116 150V151H115ZM132 150H133V152H134V155H136V156H134L133 155V153H132ZM160 150H161V152H160ZM171 150V151H170ZM241 150V151H240ZM261 150V148H259L258 149V153H256V155H254L253 154V152H252V148H251V154L252 155H254V156H256V157H258L259 156V151ZM54 151V150H53ZM57 151H59V149L57 150ZM57 151H55V152H57ZM64 151H65V149H64ZM82 151V152H81ZM84 151V152H83ZM143 151V152H142ZM153 151V152H152ZM245 151V150H244ZM62 151H59V153L60 154H62L61 153ZM119 153V155H118V153ZM158 152V153H157ZM27 153V154H26ZM25 154V158L26 159H28L29 157H28V155L31 157V156H35V153H34V151L32 152V151H28V152H26ZM30 153V154H29ZM54 153V152H53ZM59 153H57V154H59ZM66 153V154H65ZM65 153H63V154H65V156H67V152H65ZM138 153V154H137ZM163 153H165V154H163ZM168 153V154H167ZM249 153V152H248ZM249 153V154H250ZM32 154V155H31ZM34 154V155H33ZM60 154H59V156H60ZM117 154V155H116ZM160 154V155H159ZM247 154V153H246ZM250 154V155H251ZM53 155V154H52ZM51 154H50V156H51V158L49 159V160H53L54 162H56L55 161V158L53 159V156H52ZM243 155H244V153H243ZM248 155V154H247ZM250 156L251 158H253V156ZM28 158H27V157ZM57 156V155H56ZM166 157V159H165V157ZM238 156V158H241V157H244V156H241V157H239ZM68 157H70V156H68ZM114 157V158H113ZM57 158H58V156H57ZM60 158H61V156H60ZM66 158V157H65ZM65 158H61V159H63V160H59V161H64V159ZM71 158V157H70ZM72 158V163L73 164H75L76 162H73V159ZM121 158V159H120ZM162 158V159H161ZM169 158V159H168ZM237 158V159H238ZM259 159L261 158V156H259L258 157ZM59 159V158H58ZM116 159H118V160H116ZM231 160H227L226 162H230V161H232V157L230 158ZM248 159H249V157H248ZM248 159H246L245 161H247ZM258 159V160H259ZM68 162H69V160L68 159H66ZM64 161L63 163H68L67 161ZM71 160V159H70ZM76 160V161H77ZM114 160V161H113ZM165 161V165H164V161ZM234 160V159H233ZM252 160V159H251ZM251 160L249 159L247 162H246V168H248L247 170V173L250 175V174H252V173H249V171H251V164L253 163V165H254V162L257 160V158H256V160L254 161V160H252L253 162L251 163ZM52 161V162H53ZM143 161V162H142ZM145 161H147V162H145ZM161 161L163 162V163H161ZM49 162V161H48ZM47 162V163H48ZM51 162V163H52ZM53 162V163H54ZM118 162V163H117ZM233 162V161H232ZM259 163H261V160H259L258 161ZM46 163V164H47ZM57 163H59L58 161H57ZM57 163H54V165L56 166L54 169H55V171H58L57 170V167H60V168H62L61 170H59V172H61V171H64L63 170V167H62V165L60 166V164H63V163H60V164H58V166H57ZM72 163H70L69 162V164L70 165H72ZM133 163V164H132ZM146 163H149V165L147 166L146 165ZM156 163V164H155ZM161 163V164H160ZM257 163V162H256ZM50 164V163H49ZM69 164H68V173H66L65 171L64 172H62V176H59L58 177V173H57V175H56V172H54V169H53V167H54V165L51 167L52 168V171L54 172V179L55 180H53V181H55L53 184H55V186L57 187V185L58 184H60V182L59 181H61L63 184H65L63 181H65V179H66V181H69V174H70V170H71V166H69ZM135 164V165H134ZM159 164L161 165V166H159ZM118 165V166H117ZM247 165H250V166H247ZM253 165H252V169H253V171H254V173L256 172L257 173V170H255L254 168H253ZM17 166V165H16ZM64 166V165H63ZM117 166V167H116ZM255 166V165H254ZM258 166H261V165H258V163H257V165H256V168L258 167ZM48 167V170H49V173H51L52 171H51V169L49 168L50 166H47ZM144 167V168H143ZM160 167V168H159ZM223 167H225V166H223ZM250 167V168H249ZM138 168V169H137ZM159 168V169H158ZM168 168H169V166H168ZM260 167H258V169H259ZM67 169V167H65V170ZM130 169V170H129ZM137 169V170H136ZM250 169V170H249ZM151 170V171H150ZM156 170V171H155ZM117 170H115V172H116ZM122 171V172H121ZM136 171V172H135ZM149 171V172H148ZM259 172L256 174V175H259V177L261 178V175H260V173H261V171H260V169L258 170ZM9 172H11V169H9ZM37 171L36 170H30L29 171V173H30V175L29 174H26L24 177H20V179H25V180H21L23 183H21V181L19 182L18 181V183H20L21 184V186L19 185V184H17V186H19V187H14V186H16V185H13V187L15 188V189H17V188H19V189H17V190H15L14 188H13V190L15 191H13L12 193H14L15 195H17V193H18V195H19V193H20V195L21 196H28V195H30L31 194V192L33 191L34 192V190H36V188H33L34 186H37L36 185V182L39 180V177H38V172L36 173ZM53 172H52V174H53ZM129 172V173H128ZM144 172V173H143ZM157 172V173H156ZM31 173H33V174H31ZM64 173V174H63ZM65 173H66V176H65ZM120 173H119V175H120ZM138 173V174H137ZM151 175H150V174ZM253 173V174H254ZM117 176H118V172L117 173H115ZM136 174V175H135ZM141 174V175H140ZM252 174V175H253ZM64 175V176H63ZM150 175V176H149ZM33 176V177H32ZM144 176V177H143ZM147 176V177H146ZM219 176V175H218ZM67 177H68V179H67ZM126 177H128L127 179H126ZM143 177V178H142ZM251 177V176H250ZM253 177L255 178L256 176H254L253 175ZM33 178L34 179H36V181L35 180H33ZM38 178V179H37ZM58 178V179H57ZM61 178H65V179H61ZM145 178V179H144ZM146 178H147V180L149 181V183H148V181L146 180ZM158 182V183H156V185H155V180ZM218 178V177H217ZM221 178V179H220ZM259 178V183L261 182V179ZM139 181H138V180ZM151 179H152V181H151ZM170 179V175H168V179L167 180H169ZM219 179L220 180H218V179H215V181L217 180L218 181V183H223V185L224 184H226V182L224 181L225 179H223V177H220L219 176ZM250 178L248 177V180H249ZM256 179V180H255ZM254 179V181H253V183L255 182V184H253V186L255 187L256 186V181L258 180V176H257V178H255ZM143 180V181H142ZM34 181V182H33ZM65 181V182H66ZM128 181V182H127ZM150 181H151V183H150ZM154 181V182H153ZM215 181H214V183H213V187H215L216 189H219L218 187H220V188H224V186H222V185H220V184H216L215 183ZM251 181V180H250ZM31 182V183H30ZM169 183H170V181H168ZM34 183V185H32ZM128 183V184H127ZM152 183L154 184V185H152ZM221 183V184H222ZM29 184V185H28ZM126 184H127V187H125L126 186ZM129 184H131V185H129ZM138 184V185H137ZM147 184L148 185H150L149 187H147ZM250 184H252V183H250ZM250 184L248 185V186H250ZM261 184V183H260ZM215 185V186H214ZM29 186H31V188H29ZM59 186V185H58ZM60 186H64V185H61L60 184ZM66 186V185H65ZM138 188H137V187ZM259 186H261V185H259V184H257V188L258 189H260L259 188ZM62 187H57L59 190H61V189H63ZM115 187V188H116ZM129 187V188H128ZM147 187V188H146ZM209 187H210V184H209ZM251 188H253L252 186H250ZM250 187H248V188H250ZM34 190H33V189ZM114 188V189H115ZM124 188H128V190H123ZM134 188V189H133ZM135 188H137L136 190H135ZM160 190H159V189ZM206 188V189H205ZM207 188L208 187H201V189L204 191V192H206V191H208L207 190ZM246 188V187H245ZM20 189L22 190V192L20 191ZM27 189H29L28 191H27ZM138 189H139V191H138ZM200 189V188H199ZM198 189V190H199ZM200 189V191H198V192H200L201 194H203V191ZM258 189H256L255 190V188H253V190H252V192L250 191V192H248L249 190H251V189H249V190H247L246 191V194L244 195V196H240V195H242V194H238L237 196H235V199H234V197L232 198V199H234V201L231 199V197H232V195H227V196H225L223 199H217V198H213L214 199V201H215V203H216V206L218 205V207L219 208H224V206L225 205H221V203L219 204V200H223L224 202L226 201V203L228 204V203H231V204H236L237 205V207H239V209H240V207H242L241 205H245V203H246V200H248L247 201V203H253L252 205H254L255 207H256V204H257V207H258V209H259V207H261V206H258V205H260L261 203V195L259 194V197H256V196H254V197H256V199L253 197V194L254 195H256V194H258V192H259V190ZM134 190V191H133ZM151 190V191H150ZM155 190V191H154ZM243 190H245V189H243ZM18 191V192H17ZM31 191V192H30ZM115 191V190H114ZM117 191V190H116ZM123 191V192H122ZM138 191V192H137ZM150 191V192H149ZM153 191V192H152ZM156 191L159 193V195H156L155 193H156ZM242 191V190H241ZM136 192H137V194H136ZM261 192V191H260ZM133 193H135V195L133 194ZM139 193H140V196H139ZM168 193V196L170 195V193L169 192H167ZM242 193L244 194V191H242ZM249 193V194H248ZM250 193H251V195H250ZM154 194V195H153ZM19 195V196H20ZM118 196V195H117ZM135 196V197H134ZM140 197V199L138 198V200H137V197ZM149 196V197H148ZM158 196V197H157ZM164 198H163V197ZM258 196V195H257ZM118 198V199H113V198ZM230 199H228V198ZM124 198H125V200H124ZM150 198V199H149ZM159 198L161 199V201H159ZM237 198V199H236ZM252 198H254V199H252ZM111 199H113L112 201H111ZM120 199V200H119ZM128 199H130V200H128ZM156 199V200H155ZM158 199V200H157ZM164 199H166V200H164ZM215 199H217V201L215 200ZM228 199V200H227ZM241 199L242 200H244V202L243 201H241ZM107 200V201H106ZM109 200H110V202H109ZM135 200H137L138 201V203L140 202V205H141V207L140 208H138L139 207V204L138 203H136V202H134ZM139 200H141V201H139ZM143 200V201H142ZM145 200V201H144ZM239 200V201H238ZM103 201H105V203H103ZM125 201V202H126ZM165 201V202H164ZM213 201V202H214ZM230 201H232V202H230ZM240 201L242 202V203H240ZM109 202V203H108ZM120 202V203H119ZM103 203V204H102ZM168 203V202H167ZM226 203H224V204H226ZM117 204V205H118ZM138 204V205H137ZM169 204V203H168ZM226 204V206H229V205H227ZM106 205V206H107ZM116 205V206H117ZM175 203L173 202V203H171V204H169V208L170 207H172V209H176V207H175ZM219 205H221L222 207H220ZM250 205V204H249ZM138 206V207H137ZM167 206V205H166ZM177 206V205H176ZM248 205H246V207H247ZM253 206V207H254ZM160 207H161V209H162V211L160 210L159 211V209H160ZM175 207V208H174ZM250 207H252V206H248V208L249 209H247V208H245V211H250L251 210V208ZM256 207V208H257ZM106 208V207H105ZM253 209V208H252ZM140 210V211H139ZM169 210V209H168ZM168 210H166V211H168ZM170 210H171V208H170ZM255 209H253V211H254ZM174 211V210H173ZM235 211V210H234ZM239 211V212H238ZM245 211H243V210H238V208H237V212L238 213H241L240 215H242V212H244L243 214H244V216H242V217H248V216H251V215H249V213H247V212H245ZM252 211V212H253ZM256 211V210H255ZM255 211L253 212V215H252V217L254 216H256V213H255ZM103 212V213H102ZM171 212V214H172V211H170ZM227 214V211H223V214L225 215V213ZM230 212H233V210L231 211L230 210ZM251 212V211H250ZM160 213H162L161 214V216H160ZM167 213V212H166ZM169 213V212H168ZM245 213H247L246 214V216H245ZM255 213V214H254ZM100 214V215H99ZM165 214V213H164ZM223 214H221L220 213V216L222 215V217L224 216ZM251 214V213H250ZM261 214V212H259V214H257V215H259V216H261L260 215ZM92 215V214H91ZM168 215V214H167ZM227 215H230V213H228ZM233 215V214H232ZM83 216V215H82ZM89 216V215H88ZM88 216H85V218L86 217H88ZM94 216V215H93ZM132 216H133V214H132ZM219 214L218 215H216V217L214 216V218H216V219H218L219 217ZM231 216V215H230ZM94 217H96V216H94ZM139 217L140 218H142V220L141 219H139ZM225 217H229V216H225ZM246 217V218H247ZM82 218H84V217H82ZM85 218L83 219L84 221H85V223H86V221H88V220H85ZM213 217L211 218V219H214ZM241 218V217H240ZM245 218V219H246ZM131 219V221H134V220H132ZM225 219H227V218H222V220H224V221H222L223 223H221L222 225H224L225 223H226V220ZM242 219H244V218H241L240 219V221L242 220ZM245 219H244V221H245ZM257 220V224H258V226H259V222L261 221V219L259 218V217H257L256 218ZM139 220V221H138ZM215 220V219H214ZM220 220H221V218H220ZM230 220H231V217L229 218V222H230ZM209 222L205 225L206 227H205V230L206 229H210V228H212V226L213 225H215V223L212 225V223H213V221H212V223H211V225L209 224L210 222H211V220L209 219L208 220ZM243 220L240 222L241 224H242V222H244ZM169 222V226L171 225V227H172V224ZM254 222V221H253ZM68 223L70 224V225H68ZM83 223V222H82ZM219 223V222H218ZM80 224V225H79ZM94 224V223H93ZM135 224V225H134ZM217 224V223H216ZM220 224V223H219ZM236 225L237 224V222H235V223H232L231 225ZM241 224H240V226H241ZM61 227H60V226ZM208 225V226H207ZM238 225H239V222H238ZM137 227V228H133V227ZM217 225H215V227H216ZM221 225H219L218 227H220ZM25 227V226H24ZM75 227V228H74ZM93 227V226H92ZM115 227H116V229H115ZM233 228H235L236 230V232L237 233H239V234H237L236 232V234H234L235 236H237V235H239V237L237 236V240H236V237L235 236H231L233 239H234V243H238V244H241V245H244L245 244V246L247 245L248 247H249V250L251 249H253V247L251 248L250 247V245L252 244V246H254V244L256 243V242H259L260 243V245L258 246V248L256 249V250H254L255 249V247H254V249L252 250V251H249V250H247V251H245V249L247 248V247H245V246H242V248H241V250H243V255L240 253V256H237V258L236 257H233V259L234 260H255V261H257V262H259L260 260H261V258H262V255H260L259 256V252H261V238L258 240V241H256V240H254V233L252 234V233H250V230L248 231L247 230V228H246V230H244L245 228L244 227H234V226H232ZM64 228H65V230L67 229V233L64 231ZM70 228L73 230H71V234H70ZM82 228H84L83 226H82ZM173 228V227H172ZM244 228V229H243ZM64 231V232H61L62 230ZM69 229V230H68ZM137 229V230H136ZM213 229V232L216 230V228L214 229V228H212ZM218 229V228H217ZM243 229V230H242ZM25 229L23 228V231H24ZM96 230H97V232H96ZM170 230V231H169ZM237 230H240V231H242L241 233L240 232H238ZM23 231H22V233H23ZM210 231H211V233H212V230L210 229ZM244 231H247L246 233L244 232ZM58 232V231H57ZM132 232H134V233H132ZM259 232H261V230L260 231H258V233ZM21 233V234H22ZM80 233H81V235H80ZM90 233V234H91ZM112 233V234H111ZM247 234V233H249V235H245V234ZM20 234V235H21ZM77 234V236H79V239L81 240V242H83L84 240H86V237L87 238H89V240L88 241H90L91 243H94L95 241L97 242H95L94 244H91L90 245V243H87L88 244V246L85 244L87 241H85L84 242V244L82 245V243L80 244V246L78 245V243L77 242H79L80 240L79 239H77L78 237L77 236H75ZM88 235H90L89 233H87ZM243 234L244 235V237L245 238H243V235L241 236V235ZM257 234V233H256ZM255 234V235H256ZM1 235V236H2ZM68 235H70V239H69V236ZM71 235H73V237L75 238L76 237V239L75 240H77L76 242L73 240V238H72V236ZM94 235V236H95ZM113 235V236H112ZM194 237H193V236ZM66 236V237H65ZM68 236V237H67ZM173 236V237H172ZM199 239H196V237ZM203 236V237H202ZM209 236V235H208ZM246 236H247V238H246ZM249 236V237H248ZM259 236H260V233H259ZM259 236H257L258 238H259ZM59 237V236H58ZM102 237V238H101ZM113 237V238H112ZM128 237V238H127ZM176 237V239H174ZM202 237V238H201ZM256 237V238H257ZM261 237V236H260ZM60 238V237H59ZM72 238V239H71ZM103 239L102 240V244L99 242V241H101L100 239ZM238 238H240V240H241V238H243L242 240H241V243H239V241L240 240H238ZM250 238H253L252 240H254V244H253V242H252V240L250 239ZM19 239H20V237H19ZM187 239V240H186ZM188 239H189V241H190V243H193V242H195L194 244L196 245V248H195V252H198V253H192V254H188V253H184V251L182 250V249H185V248H182L183 246H185L186 244H188L187 243V241H188ZM205 239V238H204ZM247 239V240H246ZM21 240V239H20ZM79 240V241H78ZM83 240V241H82ZM186 240V241H185ZM107 241V242H106ZM174 241H178L176 244L178 245V251H179V253H176L175 252V246H176V244H175V242ZM181 241H182V243H186L185 245L183 244L182 245V243H181ZM211 241H212V243H211ZM246 241V242H245ZM251 241V242H250ZM247 242H250V243H247ZM22 243V242H21ZM99 243V244H98ZM173 243H174V245H173ZM179 243H181V244H179ZM206 244L205 245V249H214V250H212L213 252H210V254L208 253L209 251L207 250L206 252H205V250H204V247H203V245L204 244ZM222 243V244H221ZM227 243V242H226ZM243 243V244H242ZM247 243V244H246ZM98 244V245H97ZM211 244H212V246H211ZM224 244V245H223ZM228 245H229V243H227ZM250 244V245H249ZM82 245V246H81ZM84 245H86V247H84ZM96 245H97V247H100V249L101 250H99V248H97L96 247ZM104 246L105 247V249H107V250H105L106 252H103L104 250L102 249L103 247H101V246ZM199 245V246H198ZM202 245V246H201ZM207 245H209L208 247H206ZM230 245H232V243L230 244ZM90 246V248H91V246H92V250L93 249H95L96 251H97V257H94V255L96 256V253H95V251L93 250V252H92V250H91V252L94 254H91V255H93L91 258H90V253L91 252H89L88 250L89 249H87V247H89ZM181 248H180V247ZM227 246V245H226ZM225 246V247H226ZM234 246L235 245H233V247H232V249L234 248ZM236 246H237V244H236ZM255 246H256V244H255ZM256 246V247H257ZM17 247H18V249H19V251L21 252V249H22V245H20L19 243H18V245H17ZM81 247H83V249L81 248ZM185 247H187V246H185ZM198 247V248H197ZM203 247V251H202V248ZM230 246H229V249L231 248ZM240 247V245L239 246H237V249L235 248L234 250H239L238 248ZM216 248H219V249H217L216 250ZM227 248H228V246H227ZM110 250V251H109ZM180 250H182V252L180 251ZM240 250V251H241ZM211 251V250H210ZM219 251V252H218ZM224 251V252H223ZM233 251V250H232ZM82 252H83V254H82ZM181 252V253H180ZM214 252H216L215 254H214ZM234 252V251H233ZM245 252H246V254H245ZM104 253V255H102ZM220 254L219 256H218V254ZM235 254L237 253L238 254V251L237 252H234ZM262 253V252H261ZM70 254V255H69ZM75 254H80L82 257L84 256V257H86V258H81L79 255H77V257L78 258H76L75 259ZM245 254V255H244ZM69 255V256H68ZM72 255V256H71ZM99 255V256H98ZM228 255V254H227ZM239 255V254H238ZM254 255V256H253ZM234 256H236V255H234ZM221 257V258H220ZM56 258H57V256H56ZM232 258V257H231ZM259 259V260H258ZM232 260V259H231Z\"/></svg>",
	"mask_w": 264,
	"mask_h": 264
},
{
	"label": "snow or ice",
	"instance_id": "obj_3",
	"mask_svg": "<svg viewBox=\"0 0 264 264\" xmlns=\"http://www.w3.org/2000/svg\"><path fill=\"white\" fill-rule=\"evenodd\" d=\"M0 7L19 8V4H0ZM261 8V250L262 258L259 262L255 260H191V261H35V260H2L0 264H264V0H260ZM17 18V23H19ZM227 42V41H226ZM228 63L235 70L240 71L239 60L228 57ZM34 63L38 60L34 58ZM50 71H54L50 67ZM55 86V80L52 81ZM117 176L113 166L103 157L77 160L70 170V179L65 186L67 194L76 197L82 204L91 203L86 200L89 191L97 193L93 196V202L100 196L105 199L114 196V185ZM121 203L123 198L121 196Z\"/></svg>",
	"mask_w": 264,
	"mask_h": 264
}]
</instances>
